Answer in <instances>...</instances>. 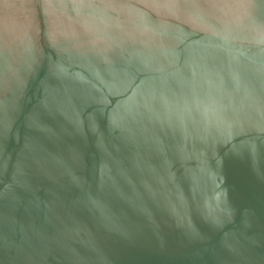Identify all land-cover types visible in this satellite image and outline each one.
I'll return each instance as SVG.
<instances>
[{
  "label": "water",
  "instance_id": "1",
  "mask_svg": "<svg viewBox=\"0 0 264 264\" xmlns=\"http://www.w3.org/2000/svg\"><path fill=\"white\" fill-rule=\"evenodd\" d=\"M0 264H264V0H0Z\"/></svg>",
  "mask_w": 264,
  "mask_h": 264
}]
</instances>
